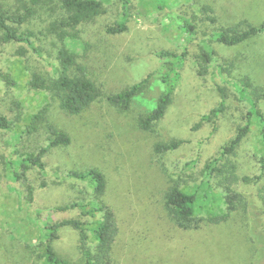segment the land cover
Here are the masks:
<instances>
[{"label": "rangeland", "instance_id": "374dc122", "mask_svg": "<svg viewBox=\"0 0 264 264\" xmlns=\"http://www.w3.org/2000/svg\"><path fill=\"white\" fill-rule=\"evenodd\" d=\"M123 1L104 0L107 13L92 28L89 44L94 53L90 50L88 54L99 57L92 63L95 66L92 78L108 93L121 92L157 73L128 111L98 99L80 116L67 118L60 116L57 102L49 92L29 86L34 74L53 77L59 65L57 50L61 44L47 30L48 23L60 16L57 0L19 29L32 34L36 50L24 43L0 42V114L13 121L12 130H0V264H44L39 257L42 252L39 237L48 221L77 219L92 226L93 220L83 217L81 209L65 212L53 209L96 200L88 182L65 177L71 170L89 168L104 173L107 190L103 200L118 219L120 237L115 264H249L256 250L252 234L264 235L260 184L255 183L261 174L259 161L264 151L261 130L256 124L234 158L240 176L251 181L239 184L244 201L227 222L219 225L208 222L224 213L221 203L213 213L196 215L203 220L201 229L182 231L169 217L166 195L173 186L190 193L200 186L199 202H210L206 199L209 193L206 166L246 123L250 107L232 84L215 80L211 67L202 73L196 58L202 45L195 43L165 120L152 131H143L139 119L155 109L167 90L161 79L167 62L155 53L182 54L187 45L180 30L157 11L152 0H131L129 30L122 35L108 34L107 27L121 19ZM185 3L193 5L198 16L203 4L214 9L216 24L207 23L202 15L199 17L203 20L199 21H203L201 35L208 34L206 38L216 51L218 63L234 62L235 80L248 75L256 86L264 89V34L234 47L222 45L211 36L220 28L244 20L262 24L264 0H172L173 5L187 11ZM73 50L79 58L86 53L78 44H73ZM216 84L226 88L227 110L217 127L212 123L201 125L203 115L219 101ZM46 106L58 126L72 136L73 143L53 153L50 170L54 179L44 176L47 187H38L42 180H37L36 172L30 177L29 183L38 187L37 205L29 204L26 198L22 204L14 187L26 194L27 185L22 180L14 184L10 162L47 145L43 132L26 133L31 116ZM259 106L264 113V98ZM172 141L184 143L174 152H156L157 144ZM218 197L223 202V197ZM87 234L91 236L90 231ZM79 243V231L63 228L56 243L57 253L72 262H81Z\"/></svg>", "mask_w": 264, "mask_h": 264}, {"label": "trees", "instance_id": "16d2710c", "mask_svg": "<svg viewBox=\"0 0 264 264\" xmlns=\"http://www.w3.org/2000/svg\"><path fill=\"white\" fill-rule=\"evenodd\" d=\"M53 0H0V42L24 43L36 50L32 34L20 31V27L31 23L41 11ZM157 11L171 20L182 33L187 45L186 51L177 54L169 51H158L155 55L167 62V70L161 76L162 82L166 85V92L160 97L157 106L150 113L139 119V126L143 131H152L156 125L165 120L169 107L172 105L174 94L181 81L182 70L185 68L188 59L191 57L190 48L195 43L202 45L201 53L196 56L198 66L202 73L208 72V67L213 69L215 80L226 81L232 84L241 100L250 107L246 123L241 126L228 143H226L218 157L209 161L206 170L208 171L209 193L206 199L209 203H200L198 190L193 192H183L178 186L169 189L166 195V208L172 223L182 231H194L202 228V221L196 215L202 212L213 213L222 203L224 213L215 215L208 222L210 225H219L227 222L231 215L237 212L240 204L244 201V194L239 190V184L250 182L248 177H241L238 173V166L234 161L237 150L249 136L253 124L261 130L264 151V113L260 110L259 102L264 98V89L256 86L248 75H243L235 80L232 76L234 62L218 63L216 51L210 46L206 33L201 35L200 27L203 20L210 24H216L217 19L214 9L209 5L199 6V16L193 12V5L185 3L186 10L172 4V0H152ZM189 1V0H187ZM131 0H124L121 6V19L114 25L107 27V33L111 35H122L128 30V15L131 9ZM16 6L15 11H12ZM57 9L60 16L57 20H52L47 25L48 33L59 40L60 46L57 50L58 67L55 69V76L44 77L34 74L29 81L31 89L47 91L57 102L60 116L75 118L89 109L98 99L105 100L110 106L128 111L134 99L148 86L150 80L156 76V72L150 74L139 83H135L118 93H108L92 77L91 70L95 66L92 64L99 57L90 56L92 51L91 39L92 28L98 22L97 19L107 12L104 0H57ZM189 10V11H188ZM200 18V19H199ZM264 34V22L254 25L248 20L241 21L234 25L220 28L211 34L218 43L234 47L247 43L254 37ZM73 44H78L84 50V56H77L73 50ZM75 46V45H74ZM200 47V46H199ZM93 52V51H92ZM94 53V52H93ZM89 59L91 62L89 63ZM94 74V73H93ZM219 101L217 105L207 114L203 115L201 125L212 123L217 127L223 114L228 107V94L226 88L216 84ZM48 106L33 114L26 127V133L33 135L43 132L47 145L34 153L26 154L20 160L11 161L13 166L12 180L19 183L22 180L26 184V194L14 187L20 196L23 204L25 198L28 203L37 205L36 191L38 187L45 188L48 182L46 178H53L50 164L53 160V153L56 150L65 149L72 145V136L49 114ZM13 121L0 114V130H12ZM183 141H172L171 143H159L155 146L156 152L167 153L177 151ZM261 174L256 177L255 183L260 184L259 201L264 208V155L260 161ZM19 171V172H18ZM36 172L37 180H42V184L35 186L29 183L30 177ZM31 173V174H30ZM67 178L86 181L90 184L96 200L86 205L79 203L66 204L53 208L58 212L81 209L82 216L93 220L92 226L88 227L86 222L77 219L63 220L60 222L48 221L42 229L39 237L41 254L40 259L44 264H115L116 245L120 237V228L115 212L103 200L106 193L107 179L102 171L97 168H89L85 171L71 170ZM54 179V178H53ZM203 183V182H202ZM210 194V196H208ZM218 195L223 197L222 200ZM97 201V202H96ZM36 209V207H35ZM101 215L100 217H98ZM63 228H72L80 232L79 251L81 262H72L60 256L56 250V243L60 239V231ZM91 232V236L87 234ZM254 244V254L252 262L249 264H264V235L252 234ZM93 247V248H92Z\"/></svg>", "mask_w": 264, "mask_h": 264}]
</instances>
